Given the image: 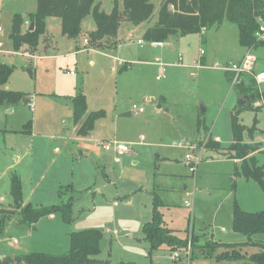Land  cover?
<instances>
[{"label": "rangeland", "instance_id": "obj_1", "mask_svg": "<svg viewBox=\"0 0 264 264\" xmlns=\"http://www.w3.org/2000/svg\"><path fill=\"white\" fill-rule=\"evenodd\" d=\"M115 1L122 9L121 0H95L94 4L110 14ZM150 2L153 13L142 27H152L158 19L162 0ZM36 8L37 0H0V53L14 52L1 56L12 68L4 88L22 95L12 107L0 105V209H5L6 214L14 210L9 208L13 206L9 186L16 177L25 204L45 208L66 204L73 197L72 216L70 223H64L57 213L27 226L17 223V214L12 215L11 220L5 221L0 238V256L13 260L26 253L63 255L68 251L71 233L96 229L103 233L98 259L110 264H242L218 261L217 256L227 251L224 248L205 249L210 255H202L200 250L207 242L245 241V237L231 231L234 201L245 212L264 209L260 186L235 177L239 165L227 160L234 147L230 117L242 97L224 73L207 69L202 71L207 76L197 81L196 72L191 77L192 71H188L186 76H174L173 81L162 80L159 86L168 92V102L156 114L153 106L145 104L134 92L140 85L133 89L121 81L119 85L118 75L110 73V66H91L92 53H76L73 41L67 43L62 37L57 18H52L56 26H49L48 32L39 37L35 50H19L34 54L35 59L16 54L7 39L11 20L16 14L23 18L33 14ZM89 25L95 26L91 14L82 22L77 44L87 39ZM130 25L126 20L120 21V43L125 41L126 26ZM139 35L137 31L133 38ZM179 40L182 52L191 51L197 57L198 49H203L213 61L208 67L215 62H231L242 51L236 26L226 22L202 35ZM253 53L257 67L264 69V48L258 47ZM80 93L86 98L89 112L104 111L106 117L88 137L77 142L71 99ZM175 101L181 104L174 105ZM120 108L130 113L125 117L130 120L117 125L113 113ZM167 108L170 111L165 113ZM203 108L204 125L212 139H219L224 155L207 156L192 176L184 164L187 151L178 150L176 145L185 144L182 136L195 131V113ZM140 109L143 113H139ZM10 110L13 112L8 113ZM255 119L258 146L249 144L258 164L263 165L264 154L259 148L264 149V111L246 107L239 114L240 123L248 129ZM27 124L31 125L28 132ZM114 133L130 149L123 155L102 147L113 141L110 137ZM205 135L201 132L200 138ZM141 136L145 140L140 143ZM158 143L160 149L151 145ZM157 156L167 160L157 161ZM155 187L160 200L169 206L164 211L168 226L176 230V236L188 240V261L184 254H180L178 262L169 259L171 253L165 249L153 253L151 260L148 257L149 246L141 228L151 216V193ZM193 239L195 245L191 246ZM256 252L251 247L241 250L248 255Z\"/></svg>", "mask_w": 264, "mask_h": 264}, {"label": "trees", "instance_id": "obj_2", "mask_svg": "<svg viewBox=\"0 0 264 264\" xmlns=\"http://www.w3.org/2000/svg\"><path fill=\"white\" fill-rule=\"evenodd\" d=\"M121 2L122 9L119 8L118 1H115L112 12L105 14L100 11L98 5L94 4L95 0H37L35 13L27 16L28 21L34 23L33 31L22 32L24 18L16 14L11 20L9 40L15 51H19L24 46L35 50L39 37L45 32V21L48 18H57L61 21L62 36L77 39L81 35L82 21L91 14L95 30L87 35L88 45L100 50L115 49L120 21L123 19L133 27H138L149 21L154 9L150 0H121ZM259 19L264 21V0H162L157 22L144 32L142 41L146 44L164 43L172 38L201 35L203 32L219 28L226 22L236 26L238 44L246 51L254 45V34L259 26ZM254 47L255 49L264 48V43ZM11 74L10 66L0 64V105L7 104L12 107L22 98V95L4 89ZM226 75L229 81L230 75ZM234 89L241 97L254 98L250 102V108H252L258 98L253 77L245 75ZM71 101L76 136L86 137L94 129L95 123L104 117V112L87 113L86 99L81 93L73 97ZM246 107L247 104L238 106L231 114L230 125L234 147L228 159L240 161L234 173L235 177L256 182L264 193V164H258L249 144L254 139L258 122L255 119L253 126L248 129L239 121V114ZM255 110L260 109L255 108ZM201 126L202 121L198 119V129ZM30 128L31 125L27 124L26 132ZM245 134H247V140ZM200 144L198 145L203 146L207 151L224 155L220 145L210 138L203 143L204 145ZM10 195L14 210L7 214L4 210H0V237L4 234L5 221L11 220L14 214L19 217L17 223L27 226H33L39 220L57 213L60 214L64 223L71 222L73 197H70L66 204L45 208H33L30 204L23 206L21 183L16 177L11 179ZM164 207L165 204L154 195L151 220L142 227L143 239L149 246V258L153 253L164 249L171 254H183L187 249V238L176 236L174 231L166 226L162 212ZM231 231L245 237L246 242L241 244L207 242L200 249L202 255H210L209 251L207 253L204 251L205 249L224 248L227 251L217 256L218 261L264 264V209L256 213L245 212L234 201ZM102 238V231L96 229L71 233L66 254L56 256L30 253L15 257L13 260L6 258L0 264H110L108 261L96 259L101 253ZM194 243L195 239L191 241V246L195 245ZM245 247L256 248L258 252L249 256L246 253L242 254L241 250Z\"/></svg>", "mask_w": 264, "mask_h": 264}, {"label": "crops", "instance_id": "obj_3", "mask_svg": "<svg viewBox=\"0 0 264 264\" xmlns=\"http://www.w3.org/2000/svg\"><path fill=\"white\" fill-rule=\"evenodd\" d=\"M29 14H31V13H28V15ZM23 16H24V25L22 27V32H25V31H27V28H28L30 22L28 21V19L26 17L27 15H23ZM54 21L55 20H53L52 18L46 19V21H45V32L44 33L48 32L49 26H50V28L52 26H54V27L56 26V23ZM142 25H144V23L138 27H133L132 25L126 26L127 27L126 28L127 29L126 30L127 31V37L125 38V41H123L122 43H120V41H118L119 28H120V26H119L118 31H117L116 40H115V43H116L115 49L100 50V49H97L95 47L90 48L88 44L87 45L84 44V41L87 39H83L81 43L77 44L76 39H68L64 36H62V37L65 39V41H68L67 43H72L70 41H73L74 45L72 46V48L75 49L76 53H80V52L92 53L93 58H91L92 61L89 62L91 66H95L97 63L101 66L103 64L110 66V69H109L110 73H115L118 75L116 78L118 81L117 84L120 85V81H121L122 84L126 83L127 87H129L131 89L140 85V89L137 88L136 91L134 90V92L137 93L138 98L142 99L145 104L152 105L153 109L155 110V113L158 114V113H160V111H163V109L165 108L164 105L168 102V96H169L168 92H166V90L162 89L161 86H159V83L162 80H164V79L168 80L169 79L170 81L171 80L173 81L174 76H177V75L178 76H182V75L186 76L187 75L186 73L188 71L189 72L192 71V73H189V75L191 76V74H193V76H191V77H194L195 76L194 71H195L196 72L195 77L197 78V81H198L200 78L202 79V78L207 76V75H204V73L202 72V71H205L207 69L196 70V69H192V68H186L184 66H191V65H193V63H196L199 60V62L202 66L207 67L213 61H211L209 55L206 54V52L201 48H200V50L198 49V56L197 57L191 51L182 52L181 51L182 40H179L180 38L179 39L178 38H172V39L164 42L162 47H152L146 43L139 44L138 42H143L142 36H143L144 32L149 28V26L148 27L147 26L142 27ZM81 26H82V23H81ZM94 30H95V26L89 25V29H87L86 33L88 34L89 32H92ZM137 31H139L140 35L138 38L134 39L133 35ZM1 32H2V29H1L0 33ZM9 35H10V31H9V34L7 35L8 40H9ZM9 43H10L9 47L13 48L10 40H9ZM0 44H1V46H3L2 42H0ZM24 48H27V47L24 46L21 49H24ZM200 51L204 52V55L202 57H200ZM15 52H16V54H18L19 56H21L23 58L32 59V60L35 59V58H27V57L20 55V53L22 54L24 52L29 53L28 51H23V52L15 51ZM6 53H8V52L3 51L0 53V64L8 65L7 61H5V59H3V57H1V56H5ZM244 53H245V50L242 49V51L240 53L239 52L237 53V57L235 58V60H233L231 62H238L239 60H241ZM8 54H14V52H9ZM29 54L31 56L36 57L34 54H31V53H29ZM180 56H181L182 61L179 63V57ZM50 58H53V57L50 56ZM222 62L227 63L225 61H222ZM255 72H264V69L257 67V64H256ZM70 75H72V73H70ZM224 75L228 81V76L226 74H224ZM154 86H155V88H154ZM4 89L8 90V88H4ZM242 98H240V100ZM180 104H181L180 102H177V103H176V101L174 102V105H180ZM159 105H160V107H159ZM250 107H251V104H250ZM169 111H170L169 108H167V110H165L164 112L168 113ZM204 111H205V109L203 108L202 112L198 111V113H195V125H196L195 131L194 132L191 131L192 133H190L189 135L187 133L185 136H182L183 142L185 143L184 144L185 146L193 145L194 147H196L200 141L205 142V140L208 138H210L211 140H213L214 142H216L220 145L219 139H212L210 131L204 125L203 118H202V114L204 113ZM11 112H13V111L12 110L8 111V113H11ZM87 113H89L88 108H87ZM113 114H114L113 115V122L117 125L118 124H125L130 120V118H125L126 116H129L130 113L123 108H120L118 110H114ZM105 117H106V114L104 112V117L102 119H99L95 123V126L101 120L105 119ZM198 119H201V121H202V126L200 127V129H198V127H197V120ZM115 124H114V127H116ZM95 126H94V129H95ZM73 127H74V132L76 134V126L74 125V123H73ZM93 130H92V132H93ZM201 132H205V134H206L205 137L200 138ZM88 136H86V137H88ZM86 137H77L76 136L75 140L77 142H81ZM110 138H112L111 140H113V141H117V142L126 144L123 140H117L115 133ZM255 138H256V134L254 136L253 141L250 142V144H252L254 146L255 145L258 146V144H256V142H255ZM141 140L143 141V140H145V138L143 136H141L140 143L142 142ZM156 140H159V138L154 139L155 142H158ZM133 144L137 145L136 142H134ZM151 145L155 146V148H159V149L162 147L159 145V143L158 144H151ZM177 149L178 150L180 149L183 152L186 151L183 148L177 147ZM198 151L201 152V162H204L205 160H207V156L211 157L210 155H212V154L217 155V153L212 152V151H207L203 147L200 149H196V151H194L193 154H197ZM59 152L60 151L57 150V153H59ZM259 152H264V149L259 148ZM185 154H186V152H185ZM256 154H258V153H256ZM117 156H118V154H117ZM165 160H167V158H165V157L161 158L160 156L159 157L157 156V161H165ZM227 160H230V159L227 158ZM210 161H212V160H210ZM231 161L234 163V165L240 164V161H238V160H231ZM196 172H197V170H196ZM156 192H157V189L155 187V189H153V191L151 193V206H152L151 216L148 219V221H146L144 223V225L146 223L150 222V220H151L152 209H153V198H154V195L158 196L156 194ZM9 194H10V191H9ZM25 205H27V204H25L23 202V206H25ZM10 207H12V206H9V208ZM168 207L169 206L165 204V207L163 208L162 212H163V219H164V222L166 223V226L169 229H171L168 226V224L165 220V216H164V211ZM0 210H5V209H0ZM141 230H142V228H141ZM171 230L174 231V234L176 233V230H173V229H171ZM180 238H182V237H180ZM245 242H246V239L242 243H245ZM227 244H241V243H227ZM160 251H163V250H160ZM26 254H28V253H26ZM100 255H101V253H100ZM170 257H171V254L169 255V259H170ZM4 259H6V257L1 255L0 256V262L3 261ZM96 259L100 260V259H98V257H96ZM150 260H151V258H150ZM100 261H103V260H100ZM157 264H163V263H157Z\"/></svg>", "mask_w": 264, "mask_h": 264}, {"label": "built area", "instance_id": "obj_4", "mask_svg": "<svg viewBox=\"0 0 264 264\" xmlns=\"http://www.w3.org/2000/svg\"><path fill=\"white\" fill-rule=\"evenodd\" d=\"M258 24H259L258 29L254 34V41H255L254 45L245 51L243 57L238 62H228V63L215 62L213 66H210V67L207 66L206 67V66H202L198 60L196 63H193V65L184 66V67L192 68V69H196V70H200V69L218 70L220 72H223L224 74H229L230 75L229 84L232 88L238 86L241 83L242 78L245 75L252 76L254 81H255V85H256L257 93H258V98L253 103V107L264 111V72L254 73L255 72V66L257 63V58H256L255 54L253 53L255 50L254 46L257 44H260V43H264V21L259 19ZM0 31H1V29H0ZM138 43L143 44V42H138ZM84 44L87 45L88 41L85 40ZM149 45L152 47H162L163 43L151 42V43H149ZM1 48H2V46L0 44V49ZM20 55L27 57V58H34V56H31L29 53H25V52L22 54L20 53ZM203 55H204V52L200 51V57H202ZM181 61H182V59L180 56L179 57V63ZM191 76H193V74H191ZM142 112H143L142 109H140L139 113H142ZM176 146L178 148H183L187 151V153L184 156V164L187 167L189 173L192 176H194L196 173V168L199 165V163L201 162V152L198 151L197 154H193V152L199 148L197 146L194 147L193 145L185 146L182 143H178ZM102 147L106 151L113 150L118 155L124 154V153L129 151L127 144L120 143L117 141L109 142L106 145H102ZM185 207L189 208L190 205L188 203H186ZM183 254L188 261L189 260L188 259L189 253L184 252ZM179 257H180V253H174V254H171L170 259L178 262Z\"/></svg>", "mask_w": 264, "mask_h": 264}, {"label": "water", "instance_id": "obj_5", "mask_svg": "<svg viewBox=\"0 0 264 264\" xmlns=\"http://www.w3.org/2000/svg\"><path fill=\"white\" fill-rule=\"evenodd\" d=\"M33 28H34V23L31 22V23L29 24L28 28H27V31L32 32V31H33ZM253 99H254L253 97L249 98V97H247V96H244V97L239 101L238 106H243V105L247 104V108L249 109V108H250V102H251ZM159 107H160V105H159ZM245 139L247 140V134H245Z\"/></svg>", "mask_w": 264, "mask_h": 264}]
</instances>
